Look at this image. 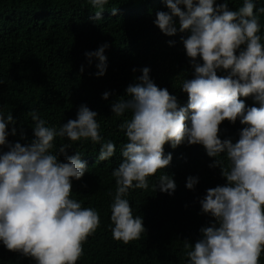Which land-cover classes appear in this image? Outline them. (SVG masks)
Masks as SVG:
<instances>
[{"label":"clouds","instance_id":"9594fccd","mask_svg":"<svg viewBox=\"0 0 264 264\" xmlns=\"http://www.w3.org/2000/svg\"><path fill=\"white\" fill-rule=\"evenodd\" d=\"M164 2L168 11H158L154 24L166 36L189 33L182 42L194 68L193 78L182 81L181 91L188 100L179 106L176 96L159 88L149 76L150 69L144 67L138 82L112 103V114L126 117L118 125L126 138L120 149L122 159L111 173L115 180V193H109L112 236L128 244L146 232L143 218L134 216L127 196L130 190L149 189V178L170 165L172 154L165 153L164 145L173 149L182 144L202 145L207 156L215 158L209 167H218L226 183L206 190L199 200L201 212L214 222L199 230L200 238L194 244L183 241L186 264H260L264 252V35L260 34V14L264 7H257V0H243L238 10H231L228 0ZM87 3L96 10L90 19L101 21L109 0ZM111 12L116 15L117 8ZM108 47L104 43L85 53L89 64L93 58L98 61L97 77L106 73ZM109 95L104 92L102 99ZM249 96L259 107H246L240 98ZM27 115L34 138L22 146L7 140L16 135L14 127L9 131L16 121L11 112L0 111V244L35 264H77L84 255V243L100 227V216L72 196L73 181L88 171L83 155L77 151L68 155L71 144L57 148L55 141H91L100 146L97 162L112 158L116 145L101 134L97 112L86 105L79 107L75 119L59 127L50 126L36 109ZM224 120H239L244 126L236 142L219 137ZM221 156L224 159H217ZM197 183L198 177L190 176L185 187L193 190ZM152 189L172 195L176 183L163 171Z\"/></svg>","mask_w":264,"mask_h":264},{"label":"trees","instance_id":"16d2710c","mask_svg":"<svg viewBox=\"0 0 264 264\" xmlns=\"http://www.w3.org/2000/svg\"><path fill=\"white\" fill-rule=\"evenodd\" d=\"M242 3L228 0L231 10H238ZM114 7L116 15L111 12ZM257 7H264V0H257ZM94 11L87 0H0V111L11 112L16 121L9 128L14 127L16 135L7 140L22 146L31 142L33 125L27 113L32 109L57 127L75 119L81 105L97 112L101 134L116 145L108 161L97 162L100 146L91 141H55L57 148L71 144L68 155L74 151L83 155L88 171L81 180L73 181L72 196L83 207L95 208L100 216V227L84 243V255L77 264H186L183 241L194 244L200 238L199 230L214 222L201 212L199 200L206 190L226 183L218 167H209L215 158L208 157L202 145L182 144L173 149L166 143L165 153L172 154L170 165L149 178V189L130 190L127 199L133 214L143 218L146 229L139 240L124 244L113 238L109 193H115L111 173L121 162L120 149L126 142L118 127L126 117L116 118L111 105L126 95L130 84L138 82L144 67L150 69L149 76L159 88L176 96L179 106L186 105L182 81L193 78L194 68L182 38L189 33L166 36L154 24L158 11H168L164 0H109L98 22L90 19ZM174 19L178 26V18ZM260 23L264 35V14H260ZM104 43L109 45L104 53L107 70L97 77L98 61L93 58L89 64L85 53ZM104 92L110 93L107 100L102 99ZM240 99L246 107H259L251 96ZM243 127L239 120H224L218 135L221 140L236 142ZM59 159L63 162L64 157ZM163 171L176 183L172 195L152 189ZM190 176L198 177L193 190L185 187ZM0 264L35 262L0 244ZM260 264H264V252Z\"/></svg>","mask_w":264,"mask_h":264}]
</instances>
